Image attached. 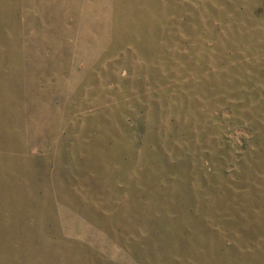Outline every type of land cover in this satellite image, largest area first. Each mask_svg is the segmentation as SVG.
<instances>
[{"label":"rangeland","instance_id":"1","mask_svg":"<svg viewBox=\"0 0 264 264\" xmlns=\"http://www.w3.org/2000/svg\"><path fill=\"white\" fill-rule=\"evenodd\" d=\"M0 264H264V0H0Z\"/></svg>","mask_w":264,"mask_h":264}]
</instances>
